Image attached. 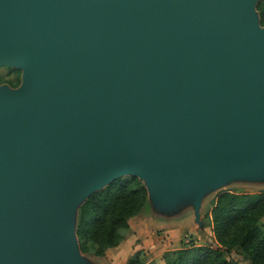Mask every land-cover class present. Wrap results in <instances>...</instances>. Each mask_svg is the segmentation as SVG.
<instances>
[{
	"label": "water",
	"instance_id": "water-1",
	"mask_svg": "<svg viewBox=\"0 0 264 264\" xmlns=\"http://www.w3.org/2000/svg\"><path fill=\"white\" fill-rule=\"evenodd\" d=\"M262 0H0V264H92L79 208L123 178L154 215L264 185Z\"/></svg>",
	"mask_w": 264,
	"mask_h": 264
},
{
	"label": "trees",
	"instance_id": "trees-1",
	"mask_svg": "<svg viewBox=\"0 0 264 264\" xmlns=\"http://www.w3.org/2000/svg\"><path fill=\"white\" fill-rule=\"evenodd\" d=\"M264 26V7H259ZM205 218L211 240L204 245L191 243L162 256L163 264H234L227 255L239 250L248 264H264V192L238 195L230 191L217 194ZM146 190L136 178H125L93 194L80 208L76 235L83 254L104 257L123 241L121 231L128 221L148 208ZM127 264L147 263L137 254Z\"/></svg>",
	"mask_w": 264,
	"mask_h": 264
},
{
	"label": "rangeland",
	"instance_id": "rangeland-1",
	"mask_svg": "<svg viewBox=\"0 0 264 264\" xmlns=\"http://www.w3.org/2000/svg\"><path fill=\"white\" fill-rule=\"evenodd\" d=\"M259 7H264V0L258 2L256 6L258 15ZM20 79L21 71L0 68V86L16 89L20 85ZM224 191L238 195H254L264 192V185L235 183L205 197L200 210L202 228L194 224L190 209L183 208L176 218L168 220L154 215L148 207L140 215L128 221V228L121 231L123 241L118 247L108 250L104 257L98 258L90 254H83L81 250L80 252L92 264H127L137 254L143 255L147 263L163 264L161 259L164 254L179 250L183 245L189 246L191 243L204 245L210 242L212 234L209 221L205 216L211 209L217 194ZM79 210L76 224H78ZM259 226L264 230V217L260 220ZM227 259L234 264H248L245 256L239 250H234L228 254Z\"/></svg>",
	"mask_w": 264,
	"mask_h": 264
}]
</instances>
